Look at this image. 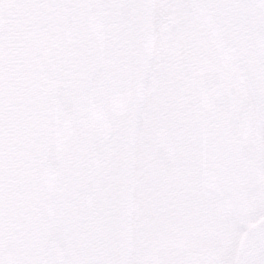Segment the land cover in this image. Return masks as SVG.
Segmentation results:
<instances>
[{
	"label": "snow or ice",
	"instance_id": "6c2138e0",
	"mask_svg": "<svg viewBox=\"0 0 264 264\" xmlns=\"http://www.w3.org/2000/svg\"><path fill=\"white\" fill-rule=\"evenodd\" d=\"M136 2L0 0V264H116L53 248L82 159L108 147L122 109L149 98L169 101L184 139L201 146L184 191L229 186L225 162L240 154L264 171V0H166L195 15L163 47L116 24ZM118 264H264V244L243 261Z\"/></svg>",
	"mask_w": 264,
	"mask_h": 264
},
{
	"label": "rangeland",
	"instance_id": "374dc122",
	"mask_svg": "<svg viewBox=\"0 0 264 264\" xmlns=\"http://www.w3.org/2000/svg\"><path fill=\"white\" fill-rule=\"evenodd\" d=\"M200 147L184 139L169 101L149 98L139 109L130 159L128 259H234L245 229L264 214V171L244 154L225 162L229 186L184 191ZM217 207L223 211L210 214Z\"/></svg>",
	"mask_w": 264,
	"mask_h": 264
},
{
	"label": "water",
	"instance_id": "95a60500",
	"mask_svg": "<svg viewBox=\"0 0 264 264\" xmlns=\"http://www.w3.org/2000/svg\"><path fill=\"white\" fill-rule=\"evenodd\" d=\"M114 19L117 25L126 26L130 33L141 37L149 32L150 3L137 0L126 13L117 14ZM137 110L122 109L116 126L106 137L108 147L91 164L82 159L81 176L66 193L73 211L67 230L53 248L56 256L67 259L95 256L116 264L126 259L129 161ZM257 229L254 226L243 238L239 260L241 248L243 260L250 256L252 252L246 247L255 236L264 244V233L259 235Z\"/></svg>",
	"mask_w": 264,
	"mask_h": 264
},
{
	"label": "flooded vegetation",
	"instance_id": "af4514ba",
	"mask_svg": "<svg viewBox=\"0 0 264 264\" xmlns=\"http://www.w3.org/2000/svg\"><path fill=\"white\" fill-rule=\"evenodd\" d=\"M194 15H195L194 11L185 9L175 4L170 5L169 3L166 2V0H152V2L150 3L149 32H151L156 39L161 41V47H163V42L166 41L167 36L170 33L183 32L185 26L194 17ZM161 55L162 52H158L156 57L157 62L161 58ZM255 172L256 170H252L253 184L257 183L255 182L256 179L259 180V178L255 177ZM262 187L264 188V184ZM261 218H264V214H261V216L256 218L254 221H251L250 224L258 221ZM248 258L249 257H247L246 259Z\"/></svg>",
	"mask_w": 264,
	"mask_h": 264
},
{
	"label": "bare ground",
	"instance_id": "6f19581e",
	"mask_svg": "<svg viewBox=\"0 0 264 264\" xmlns=\"http://www.w3.org/2000/svg\"><path fill=\"white\" fill-rule=\"evenodd\" d=\"M257 227H258V229H257V231L258 230H260L259 231V235H261V232H262V234L264 233V223L263 222H260L259 224H257ZM251 231V230H250ZM257 236H255L254 238H252V240H251V242H249L248 244H247V250L248 251H250V252H252L255 248H254V246L259 242V240L260 239H257L256 238ZM261 244H263V242L261 243ZM242 251H243V249L241 248V258H240V260L239 261H242L243 260V257H242Z\"/></svg>",
	"mask_w": 264,
	"mask_h": 264
}]
</instances>
